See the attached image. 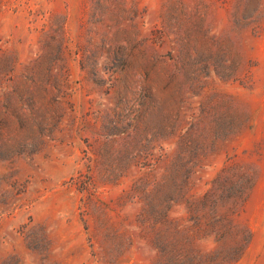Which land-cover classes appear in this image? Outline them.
<instances>
[{
  "label": "rangeland",
  "instance_id": "rangeland-1",
  "mask_svg": "<svg viewBox=\"0 0 264 264\" xmlns=\"http://www.w3.org/2000/svg\"><path fill=\"white\" fill-rule=\"evenodd\" d=\"M0 264H264V0H0Z\"/></svg>",
  "mask_w": 264,
  "mask_h": 264
}]
</instances>
